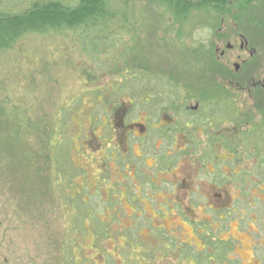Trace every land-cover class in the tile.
Masks as SVG:
<instances>
[{
	"label": "rangeland",
	"instance_id": "rangeland-1",
	"mask_svg": "<svg viewBox=\"0 0 264 264\" xmlns=\"http://www.w3.org/2000/svg\"><path fill=\"white\" fill-rule=\"evenodd\" d=\"M134 3L130 17L151 59L192 81L201 80L207 71L179 51L195 48L199 42L210 51L205 43L209 32L199 25L190 37L184 32L179 37L167 35L156 23L158 10L145 0ZM127 34L124 40L131 38ZM184 37L186 47L181 48L183 40L178 38ZM112 53L115 57L101 56L105 58L99 70L102 77L95 84L81 77L82 68L92 71L93 66L65 34H30L0 54V264H61L55 257L70 209L42 183L41 175L51 179L53 173L50 162L42 160L44 150L43 158L38 156L41 160L35 163L39 177L27 176L20 158L26 150L11 140L13 132L4 130L2 124L14 116L8 110L13 105L20 107L22 116L27 113L38 122L61 117L70 141V162L83 172L73 176L72 190L83 191L84 210L98 217L100 241L89 225L86 235L72 234L80 241L69 247L72 264H264V179L259 182L255 173L249 176L247 187L215 184L211 173L215 159L199 153L181 157L189 150L188 144H202L201 135L177 133L172 141L160 136L158 131L163 128L159 126L168 119L161 114L157 122L161 105L150 104L139 110V118H132L141 123L148 112V122H156L159 128L146 131L124 126L122 115L129 100L96 108L89 91L113 83L114 64L122 65L125 60L118 57V50ZM3 107L7 108L5 118ZM90 109L96 112L92 119L97 123L91 121ZM127 132L132 137L129 144ZM218 153L217 157L228 159V152ZM172 157L178 158L174 165L157 168L161 158ZM252 163L250 159L242 162L235 171L252 170ZM229 166L227 162L225 172ZM72 190L69 193L74 197ZM206 238L227 244L224 259L219 260L220 251L206 246ZM209 257L214 260L207 261Z\"/></svg>",
	"mask_w": 264,
	"mask_h": 264
},
{
	"label": "trees",
	"instance_id": "trees-1",
	"mask_svg": "<svg viewBox=\"0 0 264 264\" xmlns=\"http://www.w3.org/2000/svg\"><path fill=\"white\" fill-rule=\"evenodd\" d=\"M134 1L139 2V0H2L0 2V54L11 50L19 40L30 34H65L73 38L86 62L93 66L92 71L82 68L81 77L87 84H95L98 79H101L99 70L105 59L101 56L104 55L107 59L114 56L112 55L114 50H118V57H124L125 60L122 65L115 63L111 70L117 84L108 97L111 99L109 101L117 99L120 103L125 102L126 98L132 99V104L127 107V120L131 118V115L137 116L136 113L140 109L150 104L166 106L168 109L158 111L159 116L168 115L174 119V123L168 129H160L158 132L163 138L172 141L175 137L174 132L185 121H189V117L193 116L196 125H203L206 129H209L204 125L206 118L213 117V121L217 124L214 128H220L229 133L218 136L210 134L202 137V141L206 139L209 145L214 141H221L229 148L228 159L217 157L218 151L209 147L205 150H188L182 153L181 157L199 153L201 157L206 154L207 159H215V162L204 163H214L212 179L218 186L228 183L247 187L249 176L255 173L259 175V182L262 181L264 179V127L255 125L248 129L244 125L246 120L242 110L231 107L229 99L241 97V88L235 87L238 79L230 77L227 69L217 65L212 51L207 49L210 51L206 52V49H202L204 45L200 43L195 48H185L186 52L180 49L179 53L191 57L196 61V66L207 71L201 80L192 81L179 73L180 71L177 72V69L165 66L159 60V63H156V59L154 57L151 59L150 53L143 44L145 41L135 32L136 28L130 17L131 10L134 9ZM194 1H196L195 4H186L184 0H145V3L159 11L157 13L159 20L156 23L160 25V31L167 35L173 33L176 36L184 32L186 37H190L193 28L205 25L202 18L226 15V0H201L200 6H196L198 0ZM119 2L123 6H119ZM125 32L131 35L129 40H124ZM184 39L185 37L178 38L179 41L183 40L180 43L181 48L186 47ZM89 92L95 107H103L101 90L95 88ZM149 98L156 101L148 100ZM162 98L171 100L158 101ZM178 98H194L199 102V110L194 114L185 109H178L177 107L184 106L177 100ZM105 101H107L105 104L110 103L107 99ZM2 109L1 116H6L7 108ZM9 109L14 116L12 119L3 116L5 118L2 123L3 128L6 131H12L11 140L26 150L20 158L26 164L23 166L27 176L31 173L37 176L40 173L38 164L35 163L41 160V153L44 150L45 158L42 157V160L50 162L53 173L51 179L49 175H41L42 183L47 185L51 194L55 196L59 194L64 205L70 207L69 212L66 213L67 228L62 233L61 245L55 258L60 259L61 264H72L69 247L72 243L79 241L73 239L72 234L86 235L85 230L88 225L95 228L93 232L95 236L98 237L100 231L96 230L98 217L89 213V210H84L83 191L72 190L73 176H82L83 172L70 162L71 148L61 117L50 119L48 122L41 119L38 122L27 113L22 116L20 107L16 105ZM89 112L93 124L97 123L95 118L92 119L96 117L94 109H90ZM179 114L183 117L178 116ZM250 122L255 123L252 117ZM36 147L40 150L38 151ZM177 159L176 157L169 160L161 158L156 162V166L160 169L167 168L168 163L174 165ZM249 159L253 160L252 170L242 168L239 172L235 171L238 165L248 162ZM227 162L230 166L229 171L225 172L224 166H227ZM234 176L238 179L234 180ZM256 184L258 185V182ZM71 190L76 193L74 197L69 193ZM205 242L206 246L214 247L221 252L219 260L224 259L223 253L227 252V244L215 242L213 238H206ZM207 256L205 253V257ZM212 258L209 257L206 260H214Z\"/></svg>",
	"mask_w": 264,
	"mask_h": 264
},
{
	"label": "flooded vegetation",
	"instance_id": "flooded-vegetation-1",
	"mask_svg": "<svg viewBox=\"0 0 264 264\" xmlns=\"http://www.w3.org/2000/svg\"><path fill=\"white\" fill-rule=\"evenodd\" d=\"M184 2L186 4H195L196 1L184 0ZM201 4L202 1L198 0L196 6H200ZM225 4V16L202 18L205 22V25L202 27L210 34V36H208L209 39L205 42L207 45L206 48L212 51L217 65L219 64L224 69L228 68L227 71L229 72L230 77H236V79H238L237 83H235V87L238 86V88H241V97L231 98L229 100L232 108L242 110L243 116L246 120L244 125L248 129L255 125H261L264 127V0H226ZM254 7L257 10H255ZM250 22L254 23L252 26L253 28L249 26ZM231 64L232 68L230 67ZM105 84V88L100 89L103 95V104H105L104 102H107L105 99H107L108 102L117 103V99L109 101L110 98L108 97L111 90L117 84V81H114L113 83L105 82ZM99 99H101V97H99ZM127 100L130 101V104L128 105L130 106L132 104V99L129 97L126 98V101ZM148 100L156 101L153 98H149ZM168 100L171 99L162 98L158 101L167 102ZM177 100L184 105L183 107H177L180 110L185 109L194 114L199 110V102L194 98H178ZM161 109L166 110L168 107H160L158 111H161ZM152 113L153 111L150 110L151 115H153ZM103 114H106V112ZM126 114L127 108L122 115V122L125 127H128L133 131L136 130V127H139L144 131H146L148 127L168 129L170 125L174 123V119H171L166 115L168 118L166 121L167 123H161L158 127L154 125L157 124L156 122L154 124L148 122V119L150 118L148 112L147 116L141 123L136 121L138 120L137 118H139V112L137 113L138 115L136 114L137 118L135 121H132V118H134L133 115L127 120ZM178 116L183 117L182 114H179ZM250 117L253 118V121H255L256 124L250 122ZM213 119V117L206 118V123L204 125L209 127V129H206L203 125H196L193 116H191L188 118L190 123L189 121H185V123L180 125V128H178L174 134L175 136L177 133L184 136L198 134L202 137H207V135L210 134L218 136L224 133H229V131L226 132L220 128H214L217 124ZM157 120L159 123L161 117L159 116ZM113 132L114 130L111 131L112 135ZM133 136H135V134ZM131 138L130 133L126 134L125 139L128 144ZM184 146L187 147L186 144ZM188 146L189 151H192V149L195 150L197 147L198 149L202 148V150L209 147L215 151H229V148L222 144L221 141H214L209 145L206 139L202 141L201 145H196L197 147L193 144H188Z\"/></svg>",
	"mask_w": 264,
	"mask_h": 264
},
{
	"label": "water",
	"instance_id": "water-1",
	"mask_svg": "<svg viewBox=\"0 0 264 264\" xmlns=\"http://www.w3.org/2000/svg\"><path fill=\"white\" fill-rule=\"evenodd\" d=\"M237 67V66H236Z\"/></svg>",
	"mask_w": 264,
	"mask_h": 264
}]
</instances>
